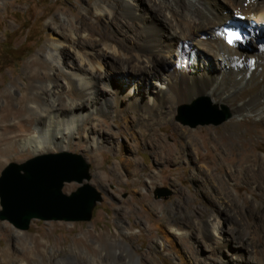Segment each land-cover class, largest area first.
<instances>
[{
    "label": "bare ground",
    "instance_id": "6f19581e",
    "mask_svg": "<svg viewBox=\"0 0 264 264\" xmlns=\"http://www.w3.org/2000/svg\"><path fill=\"white\" fill-rule=\"evenodd\" d=\"M114 8L137 20L127 23L130 30L124 34L130 46L124 44V48H120L98 25L89 26L88 21L85 24V17L80 18L83 27H76L78 38H69L63 28L49 29L47 44L40 49L37 58L29 62L28 77L33 80L21 89L23 95L16 99L20 106L13 108L8 99L0 109V140L13 141L4 152L19 147L37 156L54 149L70 150L77 141L92 150L108 148L121 157L112 172L122 174L125 170L134 174L139 162L128 158L131 148L114 136H106L99 128L104 123L99 118L106 113L112 118L123 117L136 140H140L145 131L153 130L150 144L162 161L180 159L189 147L197 151V139L212 142L216 152L221 149L216 154L227 158L226 151L233 155L237 149L232 143L234 134L213 136L206 129H185L184 137L188 142L178 148L176 143L167 141L165 133L156 132L155 126L171 122L181 105L207 96L219 105L228 106L231 119L227 125L247 136L242 139L240 150L242 180L253 194L264 196V153L262 158L256 151L264 135L257 129L264 125V0H97L94 3L95 13L103 16L107 23L114 19ZM71 26L75 28L73 22ZM70 31L74 36L73 30ZM84 31L86 38H98L91 46L85 37L82 41ZM111 53L122 57L126 73L145 70L151 77L158 67L164 71L154 76L153 82V78H142L143 85L134 94L135 84L117 75L116 78L107 70L105 61L113 59ZM161 56L163 60L159 59ZM134 61L138 68H133ZM146 81L148 87L144 86ZM10 93L12 91L0 92V96L9 97ZM24 115L34 127L22 138L9 137L8 131L14 127L9 121ZM174 128L181 126L174 124ZM248 143H254V148L244 146ZM229 170L230 178L237 177L233 167ZM205 174L203 171L202 175ZM200 177L196 174L195 181H201ZM137 183L142 185V180H132L130 185L139 189ZM224 193L219 194L214 212L206 220L195 218V231L191 230L194 226L190 221L171 219L163 213L159 202L147 200L149 196L143 195L145 209L155 215L148 216L152 223L147 228L150 233L157 230L163 234L177 264H204L213 252H217L213 254L217 264H264V210L259 215L252 212V206L259 199L251 202L248 198L240 211ZM226 219L228 228L225 227ZM251 219L253 227L248 225ZM121 224L129 236L132 227L125 226L122 220ZM17 233L25 242L33 238L35 247L30 246L27 253L18 258L14 257L15 251L5 248L1 250L0 264H74L64 259L54 262L47 246L49 241L30 237L22 231ZM107 235L103 231L100 236L107 238ZM115 242L108 238L109 245ZM161 244L158 240L152 241L156 251ZM203 244L209 246L210 253L201 259L199 248L202 249ZM225 248L229 249L230 257L225 252V256L221 254ZM239 254L245 256L244 262L237 258ZM99 258L100 263L91 264H157L150 254L137 252L131 258L118 251L113 258Z\"/></svg>",
    "mask_w": 264,
    "mask_h": 264
},
{
    "label": "rangeland",
    "instance_id": "374dc122",
    "mask_svg": "<svg viewBox=\"0 0 264 264\" xmlns=\"http://www.w3.org/2000/svg\"><path fill=\"white\" fill-rule=\"evenodd\" d=\"M96 1L5 0L0 3V92L2 94L12 91V94L10 93L12 97L0 96V109L7 103L8 99L13 108L16 109L20 106L16 99L23 95L21 89L33 80L28 77L30 72L28 68L29 62L35 60L40 49L47 44L48 31L53 27L63 28L64 31L69 33L68 35L71 39H74V37L78 38L80 37L78 28L83 27L80 18L85 17V24L89 23V26L98 25L99 29L112 42L120 45V48H124V44L130 46L124 34L125 31L130 30L127 23L137 22L136 18L134 21V18L127 12L114 8V19L111 23H107L103 16H101L103 18L98 17L95 13L94 3ZM129 17L131 18L128 19ZM72 22L75 28L71 26ZM70 30H73L74 36ZM82 33V41H84V37V39H88L85 31ZM249 36H251L250 33ZM96 39L98 38L94 37L86 41L91 46V44L96 42ZM162 58L164 59L162 56L159 57L160 60H163ZM111 59L105 61L106 68L110 74L120 76L126 82L135 84L137 88L133 93H138L137 90L143 85L142 78L149 79L150 73L145 70H137L138 74L126 73L123 69L122 57L119 54H112ZM133 63V68H138L137 62L134 61ZM162 69V67H158V71L154 70V76L157 77L161 72L163 73L164 69ZM131 74L133 76H130ZM151 80L153 82L154 78ZM144 86L148 87V81H146ZM139 92L141 91L139 90ZM202 98L211 100L212 105L224 116L223 120L218 123L211 121L207 124L193 125L196 118L190 114L188 108ZM224 111H227L226 114L228 116H226ZM26 116L9 121L8 124H14L12 130L8 131L9 137L17 136V139L22 138L26 131L34 127ZM207 117L215 118V115ZM99 119L104 121L99 128L105 131L106 136H114L131 148L128 158L137 159L139 162L136 173L133 174L125 170L122 171V174L112 172V168L121 158L119 155L105 147L92 150L87 144L76 141L68 151L82 154L85 157L91 167V179L84 182H89L101 191L103 195V200L97 203L93 211L92 219L90 221L77 222L33 219L27 230L17 228L8 220H0V259L1 250L5 248L13 253L15 251L14 257L18 258L24 256L30 246L32 249L35 247L33 238L32 240L29 238L25 242L18 235L17 231H22L30 237L38 236L40 240L49 241L47 246L50 248L49 252L52 254L54 262L64 259L74 264L100 263L99 257L113 258L114 252L118 251V253H123L129 258L137 252L139 255L150 254L157 264H177L171 257L170 245L165 242L163 234L157 230L150 233L147 228L152 223V219L148 217L150 213L145 209L146 206L143 205L144 194L149 196L147 200L159 202L164 211L163 213L169 215L171 219L178 221L183 218L190 221L193 226L195 218L201 217V219L206 220L214 212L213 209L217 197L221 192H225L224 194L233 201L240 211L248 198L249 200L251 199V202L259 199L258 203L252 206L254 214L259 215L264 210V202L262 201L264 196L253 194L254 192L242 180L243 163L240 150L243 147L242 139L247 136L244 135L243 131L237 132L236 129L233 130L227 125V122L231 119L228 106L219 105L207 96L199 97L191 103L181 105L171 122H163L155 126L157 134L165 133L167 141L170 144L176 143L178 148H180V144H187L188 142L184 137L185 129L194 131L206 129L213 136L234 134L236 137L232 139V143L236 145L237 149L233 155L226 151L227 158L216 154L220 153L221 149L216 152L212 142L205 143L203 140L197 139V151L193 147H189L180 159L165 162L157 157L150 144L153 130L145 131L142 135L143 137L141 136L140 140H136L133 138L132 130L126 125V120L123 117L112 118L105 113ZM247 119L250 120V118ZM174 124L180 125L182 129H175ZM257 129L264 132V125ZM1 132L4 131L1 130ZM261 141V145L256 151L263 158L264 135L261 137ZM12 142L0 140V176L10 163L21 164L36 156L27 149L19 147H12L4 152L5 150L3 149ZM244 146L253 149L254 143H248V145ZM58 151L60 150L54 149L48 153ZM229 167H233L234 171L236 170L235 174L237 177H231L232 179L229 177ZM227 170L229 171L227 172ZM203 171L206 172L205 175H202ZM196 174L199 177L201 176V181H195L194 176ZM225 175L227 176L225 177ZM150 177L154 179L149 180ZM262 178L264 179V174H262ZM137 179L142 180V185L137 183L139 189H135L134 186L130 185L132 180ZM81 185L77 182H67L63 187V192L69 194L77 190ZM150 216L154 217L155 215L151 214ZM121 220L128 228L132 227L129 236L122 230ZM225 221V227L228 228V219ZM248 225L253 227V219L249 221ZM213 226L215 227L216 224L213 223ZM191 230L195 231V226L191 227ZM103 231L107 232V238L100 236ZM204 231L208 233V228L205 227ZM108 238L113 242L117 240V243L109 245ZM154 240L162 242L158 251L152 247V241ZM59 241L62 244H58L57 242ZM209 243L211 244L210 241ZM201 248H199V255L203 259L208 256L210 251L207 244H203ZM221 252V254L224 255L226 253V256L230 257L228 248L223 249ZM216 253L213 252V254ZM213 254L209 255V259L204 261V264H217ZM237 258L239 260L243 259V262L245 260V256L241 254L237 255ZM39 261L41 262V260Z\"/></svg>",
    "mask_w": 264,
    "mask_h": 264
},
{
    "label": "water",
    "instance_id": "95a60500",
    "mask_svg": "<svg viewBox=\"0 0 264 264\" xmlns=\"http://www.w3.org/2000/svg\"><path fill=\"white\" fill-rule=\"evenodd\" d=\"M188 110L196 118L194 126L224 118L207 98ZM213 114L215 118L207 117ZM90 168L82 154L68 150L37 155L21 164L10 163L0 176V220L22 230L29 229L33 219L90 221L97 203L103 200L101 191L84 182L91 179ZM67 182L82 185L66 194L63 187Z\"/></svg>",
    "mask_w": 264,
    "mask_h": 264
}]
</instances>
